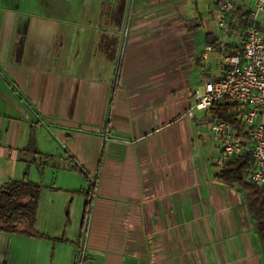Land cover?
Instances as JSON below:
<instances>
[{"label":"crops","instance_id":"obj_1","mask_svg":"<svg viewBox=\"0 0 264 264\" xmlns=\"http://www.w3.org/2000/svg\"><path fill=\"white\" fill-rule=\"evenodd\" d=\"M243 1L130 0L124 37L106 19L125 0H0V188L27 179L57 196L83 169L96 184L81 260L40 226L25 233L54 249H6L3 264H264L248 189L217 163L214 114L188 112L244 49Z\"/></svg>","mask_w":264,"mask_h":264},{"label":"built area","instance_id":"obj_2","mask_svg":"<svg viewBox=\"0 0 264 264\" xmlns=\"http://www.w3.org/2000/svg\"><path fill=\"white\" fill-rule=\"evenodd\" d=\"M220 8L235 10L238 4L235 0H220ZM240 16L246 21L243 51L223 55L227 64L223 73L205 74L188 112L193 116L195 107L211 109L215 103L233 104L238 123L218 115L211 121L213 137L221 145L217 163L225 167L231 160L249 152L252 165L245 176L251 182L264 185V0H255L253 7L243 5ZM211 48L213 45H207V49ZM110 136L106 129L104 138Z\"/></svg>","mask_w":264,"mask_h":264},{"label":"rangeland","instance_id":"obj_3","mask_svg":"<svg viewBox=\"0 0 264 264\" xmlns=\"http://www.w3.org/2000/svg\"><path fill=\"white\" fill-rule=\"evenodd\" d=\"M81 1V0H80ZM96 0H90L91 6L94 5ZM119 1V0H118ZM237 1L242 0H235ZM248 5H253V0H245ZM128 4L130 0H125L124 5L117 3L116 6V15L106 19L108 24L113 26H122L123 36L125 37L129 28L130 21V12L128 10ZM239 5L240 2L238 3ZM62 8L60 7V10ZM94 11V10H93ZM92 11V12H93ZM122 13V14H121ZM92 17V16H91ZM105 25V21L103 23ZM227 25H218L217 31L223 35L226 33ZM123 50V49H122ZM200 78V77H199ZM201 79V78H200ZM204 78L202 79V81ZM77 174L74 177V186L71 189H65L59 191L57 196L53 193V190L46 189L45 194L40 198L38 207L41 211L37 210V220L34 224V229L44 226L46 230L50 232H57V237H46L52 241H58L55 243L57 250H59L63 245L68 249L75 248L76 253H78L79 259L81 260L85 253H88V248L85 243L86 231L82 228L83 213L85 209V202L87 199H90L92 191L91 180L87 175L80 170L76 172ZM45 182L52 184V179L50 176H45ZM72 196V197H71ZM57 199L56 203L53 202V199ZM42 227V228H44ZM4 231L0 230V264H3L4 258L3 255L10 253H5L6 249L11 251L12 249H18L19 253H50L54 249V245L51 242L43 241L40 244V238L45 236H38L37 240L30 238L27 233L21 231H12L17 232L20 236H13L12 234H5ZM46 232V231H45ZM48 233V232H46ZM51 233V234H52ZM66 234V235H65ZM31 235V234H30ZM39 235V234H38ZM61 238H64L65 242L62 244ZM71 243V244H68ZM8 251V252H9ZM6 260V259H5Z\"/></svg>","mask_w":264,"mask_h":264},{"label":"trees","instance_id":"obj_4","mask_svg":"<svg viewBox=\"0 0 264 264\" xmlns=\"http://www.w3.org/2000/svg\"><path fill=\"white\" fill-rule=\"evenodd\" d=\"M206 40L208 43H220L218 35L214 32H208ZM211 110L214 115L239 122L235 117L234 105L231 103H215ZM251 165V154L244 152L223 168L222 176L228 181H238L248 189L246 201L251 215L255 218L256 229L264 242V185L251 182L246 178L245 173ZM83 170L88 175V172ZM91 183L92 191L89 192L91 197L85 202L82 220V228L86 232L94 207L96 184L95 181ZM40 190L41 186L38 183L27 179L12 178L5 182L0 188V229L35 232L34 224L37 218Z\"/></svg>","mask_w":264,"mask_h":264}]
</instances>
